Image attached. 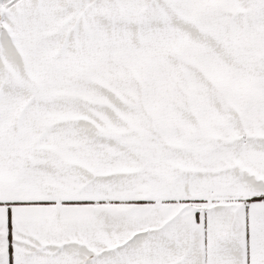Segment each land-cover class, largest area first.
I'll use <instances>...</instances> for the list:
<instances>
[{
  "label": "snow or ice",
  "instance_id": "obj_1",
  "mask_svg": "<svg viewBox=\"0 0 264 264\" xmlns=\"http://www.w3.org/2000/svg\"><path fill=\"white\" fill-rule=\"evenodd\" d=\"M0 264H264V0H0Z\"/></svg>",
  "mask_w": 264,
  "mask_h": 264
}]
</instances>
